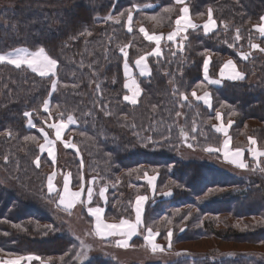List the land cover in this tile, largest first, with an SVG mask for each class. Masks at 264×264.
Listing matches in <instances>:
<instances>
[{
    "label": "trees",
    "instance_id": "16d2710c",
    "mask_svg": "<svg viewBox=\"0 0 264 264\" xmlns=\"http://www.w3.org/2000/svg\"><path fill=\"white\" fill-rule=\"evenodd\" d=\"M186 2L196 22L205 20L211 8L217 29L207 35L197 28L188 30L182 51L179 44L169 43L160 57L149 55L151 75H136L142 90L136 105L123 100L124 58L119 49L129 45L130 66L150 52L153 43L139 29L155 34L170 32L181 7L175 0H19L15 6L0 9V53L44 47L58 60L55 92L50 87L53 77H40L26 66L16 69L0 64V259L31 255L39 256L45 264H79L75 253L82 251L81 240L90 244V250L95 245L115 248L111 241L95 236L82 204L75 206L77 215L73 210L69 215L58 206L56 193L49 195L47 190L55 163L40 152L43 137L39 128L45 121L71 114L76 125L64 136L77 147L59 150L57 155L61 167L70 174L72 189H80L81 177L83 182L96 177L100 184L110 185L106 221L119 222L132 216L134 199L148 191L146 174H157V194L172 193L168 198L156 196L146 204L142 227L158 231L157 243L179 256L168 262L151 261L147 256L141 263H124L264 264V172L260 170L264 162L255 166L245 152L248 167L235 168L224 164L218 152L204 150L221 144V134L213 129L217 112L224 121L233 123V148L245 149L252 137L264 149V52L250 47H264V38L254 30L264 15V0ZM134 5L142 10L133 9V31L128 32L126 12ZM165 8L172 11L165 12ZM121 12L125 16L119 24L105 19ZM152 16L158 19H149ZM237 28L239 41L234 39ZM240 51L247 52V60L241 58ZM207 56L210 77L218 75L225 59H232L245 79L209 86L202 76ZM204 90L211 93V108L191 98L193 91ZM180 93L187 95V102ZM47 98L51 117L42 107ZM177 111L180 116H176ZM25 112L32 113L35 127L28 126ZM7 132L12 135L7 136ZM29 136H35L36 142L25 140ZM185 142H193L204 157H178ZM37 155L39 168L34 162ZM61 220L76 224L78 232L64 231ZM169 230L170 247L166 238ZM201 241H213V245L199 250L201 254L182 246ZM143 244L142 237L130 241L133 250ZM222 244L250 248L232 253L221 249ZM88 257L84 264H121L106 253L88 252Z\"/></svg>",
    "mask_w": 264,
    "mask_h": 264
},
{
    "label": "snow or ice",
    "instance_id": "6c2138e0",
    "mask_svg": "<svg viewBox=\"0 0 264 264\" xmlns=\"http://www.w3.org/2000/svg\"><path fill=\"white\" fill-rule=\"evenodd\" d=\"M176 4L183 5L184 0H175ZM152 5H144V8L151 7ZM133 9L136 10H142L141 6L139 5H134L133 8L127 10L126 16H127V31L132 32V22H133ZM165 12H171V8H165ZM189 8L185 5L180 9V12L182 15L178 16V18L175 20L176 24V29L175 31L171 32L167 36V40L176 42L177 37L180 35V33L186 32L187 29H196L198 26L193 24L192 21L189 19ZM208 22L205 23L202 27L207 34L208 32L212 31L213 28L215 27V21L213 20V13L212 9H208ZM125 13L121 12L117 16H113L109 14L105 19L106 20H111L114 23H121V17H124ZM149 19L152 20H157L158 17L152 16L149 17ZM261 23L257 26H255V30L258 31L261 35V37H264V16L260 17ZM227 27V25H225ZM141 33H143L144 37L146 40L150 42H154L156 47L154 51L140 55L137 59H135L134 64L135 67L139 69V74L141 76H149L151 75L149 65L147 63V57L149 55L155 56V57H160L161 56V40L163 37L161 35H150L143 27L139 29ZM88 35H91L89 32ZM184 40L187 39V36L185 35L183 37ZM234 39L236 41H239L241 39L240 36V29H236V34ZM227 42V41H226ZM229 47H233L234 44H229ZM129 47V45H124L120 47L119 51L121 52L123 58H124V63H123V69H124V74L128 78L130 82L125 83L124 87L128 89V91L131 93V95H124L123 100L129 102L132 105H136L138 103V97L141 95V88L139 84L136 82L135 79L132 78L131 76V67L129 65L128 57H129V52L126 50ZM179 47L180 50H183V43L182 41L179 42ZM250 47L252 49H258L260 52H264V47H261L258 44H250ZM175 55V53H173ZM240 56L242 59L247 60L248 59V54L245 53H240ZM9 64L13 65L16 69H21L22 66H26L28 69H30L32 72L37 73L40 77H49L50 79L52 77L57 76V70H58V60L56 58H53L51 55L48 54L46 49L44 47H40L35 51H29L26 48H17L13 50L12 52L6 53V54H0V64ZM208 70H209V59L206 58L204 60L203 64V71H204V76L205 79H208ZM227 70V71H226ZM220 76L222 78H227L229 80H243L245 79V73L238 70L237 66L234 61L229 59L221 68L220 71ZM208 82L210 84H220V80H211L209 79ZM58 86V80L57 79H51V90L52 92H55L57 90ZM97 88H99V85H97ZM192 97H194L197 101H203L205 105L208 107H211V100H210V95L208 93H205L204 96H197L196 92L193 91L191 93ZM181 99L185 102H187L188 97L184 93H180ZM49 100L45 99L43 101L42 107L43 111L45 113L49 114V117H51V113L49 111ZM103 107V106H102ZM24 115L28 117V125L30 127H35L36 125L33 123L31 117L32 113L30 112H25ZM181 113L179 111L176 112V116H180ZM221 113L217 112L216 113V119L221 120ZM47 123V121H45ZM76 123V120L73 115L69 114L67 115L66 120L61 118L59 123H48L47 126L48 128L55 129V137L56 140H61V134L64 129L68 128L70 125H73ZM229 126H231L232 121L228 122ZM196 129L194 128L193 131ZM41 133H43V139L44 143L41 144L40 147V152H47L50 157L53 158V161L55 160V155H54V144L55 142L49 139V135L47 132L44 131L43 128L40 129ZM216 132L223 133L225 137L228 136V130L221 124L219 127L215 128ZM7 136H11V132L6 133ZM182 135L187 139L188 134L186 132H183L182 130ZM25 140H32L33 142H36V137L35 136H29L25 137ZM148 142L153 143L151 140V137L147 138ZM250 143L252 145L256 144V140L249 138ZM64 143L65 148H72L75 149L77 146L75 143L71 141H62ZM229 143H230V138L225 139L223 143V153L226 159L230 158V162L237 165L240 168H247L248 165L243 162L241 159L242 156V150L237 148L234 152L230 150L229 148ZM189 148H192L193 145L189 143L187 145ZM205 151L209 152L210 154L216 153L221 151L220 148H214V147H207L204 149ZM252 156L254 158L258 157H264V151H259L255 149H250ZM3 160L5 163L8 162V156L5 155L3 157ZM35 164L36 167H40V156L37 155L35 157ZM262 172H264V168L260 169ZM70 175V174H69ZM155 180V177H149L148 178V183L152 185L153 192L156 191L155 185L153 184V181ZM92 183H95V178L93 179ZM69 181L68 177H65V182H64V187H63V194H60L59 190L56 189L53 185L52 178L51 176L48 177V182H47V190L49 195L52 193H56L59 196V202L58 206H63L64 210L71 215V209L77 204H84L85 200L81 199V197L84 195L86 192V202L87 204H91L93 200V188L92 187H87L85 189V185L83 183V177H81V183H80V190L79 191H69ZM106 192L107 188L102 187L100 188L98 195L100 198L106 200ZM163 195H172L171 191L164 192L162 193ZM147 200L146 196L143 195H138L136 197V202H135V211H136V218L135 222H132L128 219H122L119 224H106L102 220V215L104 213V209L101 207H88L87 212L91 217L95 218V227H94V234L98 236L101 239H107L109 237L113 236H119L121 239L116 241V246L121 247V248H127L129 247V241L132 239V237L136 236L138 234L139 229L142 226V211H143V205L145 201ZM186 219V217H185ZM170 223V221H168ZM184 229H181L183 231ZM147 234L144 236V240L148 246H150L151 251L153 253L157 251H164L163 247L159 245L158 243L155 242L156 236L159 235V232H153V229L151 227L146 228ZM169 241V247L171 246L172 243V231L169 230L167 233L166 237ZM79 239V237H77ZM80 247L82 251L76 252L75 253V259L78 260L79 264H84V261L87 260L88 257V251L90 250L88 245H85L84 241H80ZM184 255H191L189 253H183ZM67 255V254H66ZM28 260L29 262L32 260H39L40 264H45V261L42 260L39 256H27V257H19L16 260H10V261H5L3 264H20L21 260Z\"/></svg>",
    "mask_w": 264,
    "mask_h": 264
},
{
    "label": "rangeland",
    "instance_id": "374dc122",
    "mask_svg": "<svg viewBox=\"0 0 264 264\" xmlns=\"http://www.w3.org/2000/svg\"><path fill=\"white\" fill-rule=\"evenodd\" d=\"M18 1L19 0H0V9L5 8V7L15 6ZM179 42L180 41L177 40V42L175 43V45H178ZM168 45H169V42L168 41H166V42L162 41L161 42V45H160L161 51L163 49L167 48ZM155 47H156V45H155ZM155 47L153 48V51H154ZM20 48H26V47H20ZM26 49H28V48H26ZM28 50L29 51H35V50H30V49H28ZM12 51L13 50L8 51L6 53H9V52H12ZM6 53H0V54H6ZM239 53H245V54H247V52H245V51H243V52L240 51ZM133 72H134L133 73V77L136 80V82L138 83V80L136 79V75H138L139 77H141L139 75V69L137 68V71L136 72L133 71ZM55 78L56 77H53V79H55ZM126 80H127L126 83L130 82L127 77H126ZM50 87H51V84H50ZM51 92H52V90H51ZM126 94H130V92L128 91V89H126ZM66 118L67 117H65L63 119L66 120ZM73 125H76V123L73 124ZM62 141H69V138L64 136L63 139L61 138V140L59 142H57V149L60 150V152L62 150L68 149V148H65L64 147V144H63ZM41 144H42V142H41ZM188 144H189L188 142H185V144L180 148V151L178 153V157L183 158V159L191 158V157H195V158H200L202 156L204 157L203 153H201L200 151H198L194 147L189 148L187 146ZM191 144H193V142ZM57 154H56L55 161H54L55 162L56 169H57V174L54 175L51 178H52V182H53L54 187L59 190L60 194H63V187H64V182H65V177H67L66 175H68V173L65 172L64 169L61 167V163L59 161V158H58V155ZM219 155H221V154H219ZM241 159L243 160V162H245L244 161L245 159H244L243 156L241 157ZM222 161L224 162V164L233 166L235 168H240L237 165L232 164L231 162L226 161L223 157H222ZM252 162L257 167H261V165H262V162L261 161H258V160H253ZM94 178H95V183H92V181H93ZM144 180L146 181V177L144 178ZM68 181H69V178H68ZM47 182H48V180H47ZM90 182L92 183L91 187L94 190L93 191V200H92V203L91 204H87V202L85 201L84 205H82V207L84 208L85 212H86V209L89 206H93V207H97V206L100 207L101 206V207H104L105 208L106 200L100 198L99 195H98V192H99L100 188H102V187H106L107 190L110 187V185H108V184H103V185L100 184V180L99 179H96V177H92L90 179ZM90 182L87 181V180H85L84 181V185L87 186L88 183H90ZM147 184H148V182H147ZM68 186H69V191H73V190H71L72 188L70 187V181H69V185ZM151 195H152L151 194V189L148 186L147 193L145 195H143V196H146L147 197V200L145 201L146 203L152 199L151 198L152 197ZM57 198H58V202H59V196L58 195H57ZM81 198L83 200H86L85 197H84V195ZM106 199H107V196H106ZM75 206H77V204ZM75 206L71 209V211L73 210L74 211V214L77 215L78 214L77 211H79V210H78V208H75ZM61 207H63V206H61ZM131 210H132V216L130 218H128V220H130L132 222H135V218H136L135 204H132ZM87 215L90 216L88 213H87ZM91 218H92L91 219V228H92V230H94V227H95V218L94 217H91ZM61 221H62L61 227H62V229L64 231H70V232H75V233L78 232V227H77L76 224H72V222L69 221V220H61ZM145 232L146 231L141 227L139 229V231H138V234L136 236H134V237H142V239L144 241V244L143 245L138 246V249L139 250H133V249H131L130 243H129V247H127V248L117 247L116 246V241L119 240V239H121V237H119V236H113V237H110L107 240H103V241H106V242L111 241L112 244H114L115 248H113L112 250L109 249V248H107V247L101 246V245H95L88 252H89L90 255L100 254V253H106V255H108V256H110L112 258H116L121 264H127V263H133V262H140L141 263V262L144 261V257H146V258H148V257L152 258L151 261H159V262L160 261H164V262H168V261H171V260L176 259L179 256V254L177 252H167L166 251L167 249H166L165 246H162L163 249H164V251H157V252L153 253L151 251L150 246H148L146 244L145 240H144V236L146 234ZM78 235L81 236L80 233H78ZM88 245H90V244H88ZM210 245H213V241H201V242L195 243V244L187 243V244H183L182 246L187 247V248H190V249H193V250H195L196 253H200L201 254V252L199 250H204V249H206ZM248 247L250 248V246H244L242 244H237V245H233V244H222L221 245V249L227 250V252H232V253L234 251H236L235 249H244V248H248ZM25 257H27V256H25ZM124 262H127V263H124ZM20 264H30V262L25 259Z\"/></svg>",
    "mask_w": 264,
    "mask_h": 264
},
{
    "label": "crops",
    "instance_id": "0c3cea01",
    "mask_svg": "<svg viewBox=\"0 0 264 264\" xmlns=\"http://www.w3.org/2000/svg\"><path fill=\"white\" fill-rule=\"evenodd\" d=\"M187 6L188 8H189V5L187 4V2H186V0H184V4L183 5H180L181 7H180V9L182 8V7H184V6ZM190 10V9H189ZM180 15H182V13L180 12L179 13V15L178 16H180ZM264 16V15H263ZM178 18V17H177ZM176 18V19H177ZM189 19L192 21V23L193 24H195V25H197L198 27H197V29H200L202 32H203V34H205V32H204V30H203V25L205 24V23H207L208 22V15H207V17H206V19L205 20H203V21H201V22H196V21H194L193 20V18L191 17V15H190V11H189ZM213 20L215 21V27L213 28V30L212 31H210V32H208L207 34H210V33H212V32H214L216 29H217V22H216V20L213 18ZM261 23V21L259 22V24ZM259 24H257V25H259ZM257 25H255V26H257ZM255 26H254V30H255ZM176 24L174 25V27H173V29L170 31V32H168V33H166V34H155V33H149L150 35H153V34H155V35H161L162 37H163V39L161 40V42L162 41H164V42H166V41H168L170 44H173L174 46H176L175 45V43L177 42V40H179L180 42L182 41L183 42V37L185 36V33L186 32H181L180 33V35L177 37V40H176V42H173V41H169V40H167V36H168V34L169 33H171V32H173V31H175V29H176ZM188 30H194V29H191V28H189V29H187V31ZM255 33L258 35V36H260L261 37V35H260V33L258 32V31H256L255 30ZM143 34V33H142ZM207 34H205V35H207ZM144 36V35H143ZM145 38V37H144ZM264 38V37H263ZM148 41V40H147ZM150 42V41H149ZM153 43V48L155 47V43L154 42H152ZM153 48H152V50L150 51V52H152L153 51ZM17 49V48H16ZM11 51V50H10ZM150 52H148V53H150ZM6 53V52H5ZM147 54V53H146ZM144 55V54H143ZM206 58H208L209 59V65H210V57L209 56H207V57H205V59ZM204 59V60H205ZM229 59H225L224 60V62H223V64L221 65V67H220V69H219V72H218V75L216 76V77H210L209 76V70H208V79H205V76H204V71H203V66H202V76H203V79H204V81L209 85V86H212V87H219V86H221L222 84H223V82H225V81H233V80H229V79H227V78H222L221 76H220V71H221V68L223 67V65L228 61ZM232 60V59H231ZM232 61H234V60H232ZM203 64H204V61H203ZM236 64V63H235ZM237 66V65H236ZM132 69H131V76L133 77V71H137V68L135 67V64L133 63V66H130ZM237 69H238V67H237ZM239 70V69H238ZM227 71V70H226ZM37 74V73H36ZM140 75V74H139ZM141 76V75H140ZM141 77H148V76H141ZM133 79H134V77H133ZM209 79H211V80H220L221 81V83L220 84H210L209 82H208V80ZM244 80V79H243ZM238 81H242V80H236V81H234V82H238ZM127 82V80H126V76H125V83ZM196 92V91H195ZM205 93H208L209 95H210V100H211V102H212V97H211V93H210V91L209 90H204V91H202V92H196V94H197V96H204V94ZM126 95V94H125ZM127 95H131V93L130 94H127ZM139 98V97H138ZM137 98V99H138ZM191 98L193 99V100H195V101H197L194 97H192V95H191ZM49 100V99H48ZM127 102V101H126ZM197 102H200V103H202L205 107H207V108H211V107H208L207 105H205L204 103H203V101L201 100V101H197ZM129 103V102H128ZM220 113V112H219ZM221 120H217V119H215V123H214V125H213V129L215 130V128L216 127H219L221 124H223V126L225 127V128H227V130H228V136L227 137H225V135L223 134V133H220L221 134V136H222V141H221V144H220V146H219V148L221 149V151H219L218 153L219 154H221V156L226 160V161H228V162H230V158L229 159H226L225 158V156H224V153H223V143H224V141H225V139H229L230 138V143H229V148H230V150L231 151H235L237 148H233L232 146H231V137H230V128H231V126H232V124H231V126H229V124H228V122L229 121H231V120H229V121H224V119H223V116H222V114H221ZM215 118H216V116H215ZM59 123L60 121L59 120H57V121H53L52 119H50V120H48L47 121V123H45L44 122V126H43V129H44V131L45 132H47L48 133V135H49V139L50 140H52V141H54L55 142V144H54V155H55V157H56V154L58 153V149H57V142H59L60 140H56V138H55V129H51V128H48V126H47V124L48 123ZM72 126H74V125H72ZM71 127V125L68 127V128H70ZM68 128H66V129H64L63 130V132H62V134H61V138L63 139L64 138V135H65V132H66V130L68 129ZM40 129L41 128H39V131H40ZM40 133H41V131H40ZM219 133V132H218ZM41 135H42V137H43V133H41ZM249 138H252V137H249ZM43 139V138H42ZM252 139H254V138H252ZM69 141H71L70 139H69ZM44 143V139L42 140V144ZM64 144V143H63ZM68 149H72V148H68ZM239 149H241V148H239ZM250 149H255V150H259V151H264V149H260L258 146H257V143L255 144V145H252L251 143H250V140L248 139V145H247V147L245 148V149H241L242 150V156L244 157V153L245 152H247V154H248V157H249V159L250 160H258V161H261V162H264V157H258V158H254L253 156H252V153H251V151H250ZM73 150H75V149H73ZM43 153H45V154H47V156L49 157V159H51L52 161H53V158L52 157H50L49 155H48V153L45 151V152H43ZM241 156V157H242ZM55 161V160H54ZM53 161V163H55ZM245 161V160H244ZM245 164H246V161L244 162ZM233 164V163H232ZM57 174V169H56V166L54 167V169H53V171L49 174V176H51V177H53L54 175H56ZM65 176V175H64ZM68 178H69V175H66ZM146 177V181L148 182V178L149 177H155V180L153 181V184L155 185V189H156V184H157V174H146L145 176H144V178ZM91 179V178H90ZM69 181H70V178H69ZM89 182H90V180H89ZM146 182V183H147ZM84 183V182H83ZM89 185V186H88ZM88 185L87 186H85V189L87 188V187H91V185H92V183L90 182V183H88ZM148 186H149V188L151 189V198L153 199V198H155L156 196L157 197H162V198H168V197H170V195H163L162 193L161 194H157L156 193V191L155 192H153V188H152V185H150L149 183L147 184ZM71 187V186H70ZM71 190H73V191H79V190H74V189H71ZM165 192H168V191H165ZM164 193V192H163ZM143 195H145V194H143ZM84 197H85V199H86V192L84 193ZM107 200V199H106ZM86 201V200H85ZM135 202H136V198L134 199V202H133V204H135ZM149 202V201H148ZM147 202V203H148ZM146 202L144 203V205H143V211H142V222H143V214H144V210H145V206H146V204H147ZM57 204H58V198H57ZM60 208H62V209H64L63 207H61V206H59ZM89 207H93V206H89ZM101 207V206H100ZM101 208H103L104 209V213H105V208L104 207H101ZM86 213H88L87 212V209H86ZM104 213H103V215H102V219L104 220V222L106 223V224H119L120 223V221L119 222H109V221H106L105 219H104ZM90 218H91V216H89ZM92 219V218H91ZM142 227V226H141ZM143 228V227H142ZM146 231V230H145ZM93 232H94V230H93ZM146 234H147V232H145ZM145 234V235H146ZM96 236V235H95ZM96 237H98V236H96ZM99 238V237H98ZM110 238V237H109ZM109 238H107V239H109ZM133 238H135V237H132V239ZM99 239H101V238H99ZM107 239H102V240H107ZM131 239V240H132ZM130 240V241H131ZM130 241H129V243H130ZM155 242L157 243V236H156V239H155ZM26 256H30V255H26ZM19 257H25V255L24 256H15V257H2V259H0V264H3V262H5V261H10V260H16L17 258H19ZM23 260H21L20 261V263L22 262Z\"/></svg>",
    "mask_w": 264,
    "mask_h": 264
}]
</instances>
